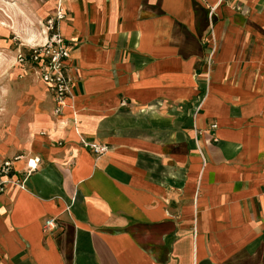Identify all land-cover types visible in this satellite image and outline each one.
Returning <instances> with one entry per match:
<instances>
[{"label": "crops", "instance_id": "1", "mask_svg": "<svg viewBox=\"0 0 264 264\" xmlns=\"http://www.w3.org/2000/svg\"><path fill=\"white\" fill-rule=\"evenodd\" d=\"M56 3L0 0V160L39 158L0 194V264H264V0H63L60 114L13 56Z\"/></svg>", "mask_w": 264, "mask_h": 264}, {"label": "built area", "instance_id": "2", "mask_svg": "<svg viewBox=\"0 0 264 264\" xmlns=\"http://www.w3.org/2000/svg\"><path fill=\"white\" fill-rule=\"evenodd\" d=\"M65 14L63 0H57L54 13L40 23L43 42L33 46L19 44L15 50L16 64L23 69L24 73H32L44 84L53 98L56 114L61 113L66 105V99L71 97L73 85L69 61L71 46L66 43L58 29L59 22L65 18ZM22 47L29 49L28 52L22 50ZM123 103L125 105V102ZM216 126V123L210 125L212 129ZM80 142L83 147L96 155L108 151V146L105 144L89 142L84 138H80ZM20 159L22 155L18 154L0 160V194L9 188L18 190L27 188L30 177L38 168L39 158L28 159L23 168L15 169L14 163ZM56 226L53 218L47 219L44 224V227L49 230H54Z\"/></svg>", "mask_w": 264, "mask_h": 264}, {"label": "rangeland", "instance_id": "3", "mask_svg": "<svg viewBox=\"0 0 264 264\" xmlns=\"http://www.w3.org/2000/svg\"><path fill=\"white\" fill-rule=\"evenodd\" d=\"M15 51V50H14ZM13 51V52H14ZM14 61H15V57H16V54L14 53ZM10 59H11V55H10V57L9 56H6L4 53H2V55H1V57H0V95L2 94V93H4L5 94V91H4V84L5 83H7L9 80H10V76H9V72L7 71L8 70V67H6L7 66V64L6 63H9L10 62ZM16 62V61H15ZM18 77V76H17ZM20 77V76H19ZM19 79V78H18ZM40 83H38V81L37 80H34V81H32L31 83H30V85L32 86V87H39L41 90H42V88H41V85H39ZM3 88V89H2ZM14 91L15 90H8L7 91V95L9 96V97H11V96H13L14 95ZM40 92H43V91H40ZM33 94L32 92H30V88L26 91V92H24L23 93V97L21 98V100L22 101H24V105H23V108L25 109L27 106H29L31 103L30 102H28L29 100H30V98L29 97H32L31 95ZM34 95V94H33ZM1 100H2V98H1V96H0V130L5 126V121H7V123H9L10 121V119H8V120H5V119H3V112H5V103H2L1 102ZM10 106V108H9V110L11 109L12 110V106L14 105V104H9ZM12 105V106H11ZM14 107V106H13ZM6 123V124H7Z\"/></svg>", "mask_w": 264, "mask_h": 264}, {"label": "trees", "instance_id": "4", "mask_svg": "<svg viewBox=\"0 0 264 264\" xmlns=\"http://www.w3.org/2000/svg\"><path fill=\"white\" fill-rule=\"evenodd\" d=\"M18 45H19V44H18ZM18 45H17V46H18ZM17 46L15 47V50L17 49ZM22 50L28 52L29 49H27L26 47H22Z\"/></svg>", "mask_w": 264, "mask_h": 264}]
</instances>
